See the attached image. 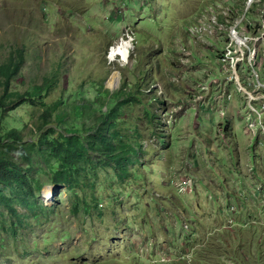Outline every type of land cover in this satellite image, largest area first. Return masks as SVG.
Returning a JSON list of instances; mask_svg holds the SVG:
<instances>
[{"label":"rangeland","instance_id":"obj_1","mask_svg":"<svg viewBox=\"0 0 264 264\" xmlns=\"http://www.w3.org/2000/svg\"><path fill=\"white\" fill-rule=\"evenodd\" d=\"M108 1L113 0H0V62L12 47L25 46L27 52L13 89L30 91L34 85L42 84L43 77L53 75L57 65H62L59 89L47 99L48 103L68 97L72 104L78 91L95 99L101 85L111 95L120 92L125 84L135 93L139 83L142 90L152 89V96L167 107L151 102L153 99L142 93L136 97L140 100L137 104L121 107L122 121H127L122 129L132 130L128 132L130 136H134L136 128L140 131L144 153L139 155L140 163L132 168V178L125 183L113 170H99L94 192L99 198L100 210L93 206L91 190L87 189L84 195L82 191L79 194L88 196V210L81 205L75 214L67 188L51 184L49 170L39 156L32 158L33 166L14 156V162L21 169L32 167L26 174L32 181H39L46 194H41L35 183L34 198L29 199L35 206L30 209L19 202L26 197L17 188L0 185V191L15 200L18 210V217H12L0 206V264H170L153 259L162 256L169 240H177L183 228L180 217L185 215L181 204L190 216L197 215L207 223L208 218L213 220L218 214L216 206L207 203L208 195L217 192L204 180L212 176L216 179L217 175L223 180L219 167L227 175L234 171L231 165L239 161L247 173L245 165L251 138L244 127L235 122L232 139V134L221 135L211 123L219 121L213 113L203 112L199 120L193 110H188L178 121L163 117L165 110L171 111L175 106L170 101L180 104L194 87L187 66L183 71H175L172 62L177 58L171 51L179 52L182 43H186L184 24L199 7L202 9L201 0H148L146 8L139 2L133 4L132 0H126L128 4L119 5L121 12ZM244 2H237V6L243 8ZM116 12L123 15L118 16ZM130 37L134 42L129 61L111 62V49L122 39L129 41ZM191 49L194 51L195 47ZM214 61L211 54L206 64L214 66ZM115 71L120 73L121 81L112 90L106 84ZM169 72L177 78L174 85L168 80ZM147 108L155 116L154 122L146 116ZM42 113L39 107L26 104L10 112L6 122L12 128H20L25 140L32 142L35 124ZM90 126L88 122L86 128ZM160 133L166 135L162 140L164 145L158 146ZM255 149L259 153L258 162H264V142L260 140ZM193 152L200 166L191 174L198 183L192 193L181 196L170 186V179L172 174L182 171L181 164L191 159ZM251 159L255 163L254 156ZM258 170L263 185L264 168L259 165ZM226 185L229 187V183ZM54 190L57 194L52 197L50 193ZM13 224L17 235L12 232ZM166 224L170 234L165 232ZM132 233L134 242L150 238L155 246L150 260L144 257L142 249L129 244ZM150 243L144 248H151Z\"/></svg>","mask_w":264,"mask_h":264},{"label":"built area","instance_id":"obj_2","mask_svg":"<svg viewBox=\"0 0 264 264\" xmlns=\"http://www.w3.org/2000/svg\"><path fill=\"white\" fill-rule=\"evenodd\" d=\"M145 1L148 0L137 2L146 8L149 4L146 5ZM237 2L242 3L243 0H208L203 10L185 22L183 37L186 43H182L179 52L171 51L177 58L172 63L175 71H183L184 66L189 68L194 87L180 104L170 101L175 106L171 111L165 110L163 117L178 121L188 110H193L199 120L201 113H213L219 121L215 123L212 120L211 123L221 135L229 137L232 134V139L235 137L234 123L244 127L251 138L245 165L247 173H244L240 161L231 165L235 172L227 175L216 164L219 174L224 176L223 180L217 175L216 179L215 176L208 177L204 183L207 182L217 192L208 195L207 203L216 206L218 214L213 216V220L207 217L208 222L205 223L197 215L190 216L182 203L180 209L185 215L180 219L183 228L177 234V240L174 238L167 242L164 255L153 259L157 263L194 264L196 252L210 250L226 256V264H261L264 256V184L260 183L258 170L259 165L264 168V162H258L256 157L259 153L255 149L260 140L264 142V1L245 0L243 8L238 7ZM120 12L118 16L123 15ZM211 54L214 66L206 64ZM167 77L172 85L177 81L173 72H169ZM170 119H167L168 123ZM196 124L200 127L198 122ZM159 138L158 146L164 145V138ZM194 150L197 151L196 146ZM194 152L191 159L181 164L182 171L172 174L170 179V186L181 196L192 193L198 183L191 174L200 166ZM251 156H254L255 163ZM198 210H202L201 205ZM169 224L164 228L170 234ZM215 237L223 238L226 243L215 247L216 243L210 240ZM134 238L132 233L129 244L142 249L144 257L150 260L155 248L150 238L146 237L141 242H134ZM149 243L151 248L145 249Z\"/></svg>","mask_w":264,"mask_h":264},{"label":"trees","instance_id":"obj_3","mask_svg":"<svg viewBox=\"0 0 264 264\" xmlns=\"http://www.w3.org/2000/svg\"><path fill=\"white\" fill-rule=\"evenodd\" d=\"M25 48L12 47L8 56L0 62V185L17 188L18 193L26 197L19 202L33 209L35 205L29 199L34 198L35 183L41 194L45 195L46 190L39 181H32L26 174L32 171V167L21 169L13 157L19 156L33 166L32 158L39 156L49 170L51 184L67 188L73 200L75 214L79 213L81 205L88 210V196H83L87 189L91 190L93 206L99 209L100 201L94 192L99 170H113L122 183H125L134 173L132 168L140 163L139 155L144 153L140 131L136 128L134 136H130L128 132L132 130L125 129V132L122 129L127 121H122L121 107L137 104L140 100H136V97L141 93L151 97V102H158L163 107L164 102L152 96L153 90H142L138 83L135 93L125 84L120 92L111 95L101 85L95 99L87 98L84 92L78 91L72 104H69L68 97L48 103L47 99L59 89L62 65L55 67L53 75L43 77L42 84L34 85L30 91L19 92L13 89V83L17 81L25 65ZM95 89L97 91V87ZM26 104H32L43 111L35 124L36 133L34 132L35 139L32 142L25 140L20 128H12L6 122L10 112ZM164 108L167 109L166 106ZM146 116L151 122L156 120L148 108ZM88 122L91 124L89 129L86 128ZM165 135L166 133H160L159 137L164 138ZM80 191L83 192L81 196ZM0 206L12 217H18L15 200L6 197L2 191ZM12 232L14 235L18 233L15 224ZM210 240L216 243L215 247L226 243L223 238L218 237ZM244 240L246 239H241ZM226 258L215 250L200 251L194 254V264H226Z\"/></svg>","mask_w":264,"mask_h":264},{"label":"bare ground","instance_id":"obj_4","mask_svg":"<svg viewBox=\"0 0 264 264\" xmlns=\"http://www.w3.org/2000/svg\"><path fill=\"white\" fill-rule=\"evenodd\" d=\"M132 47H133L132 39H129V41L122 40L121 43L113 47L112 50L110 51L109 58L111 62H115L118 59L128 62L130 59ZM120 81H121L120 73L118 71H115L109 78L107 84L110 89L114 90L119 86ZM56 194H57V191L55 190L50 193L52 197H55Z\"/></svg>","mask_w":264,"mask_h":264},{"label":"clouds","instance_id":"obj_5","mask_svg":"<svg viewBox=\"0 0 264 264\" xmlns=\"http://www.w3.org/2000/svg\"><path fill=\"white\" fill-rule=\"evenodd\" d=\"M132 1H133V4L138 3V2H137L138 0H132ZM126 2H127L126 0H113V1H111V2L108 1V3L112 4V5L115 7L116 11H117V9H121V8L119 7V5H126ZM207 2H208V0H204V7H203L202 9L199 8V9L196 11V13L200 12L201 10H203V9L205 8ZM127 4H128V2H127ZM148 4H149V2H148ZM148 6H149V5H148ZM116 13H118V12H116ZM196 13H194V15H195ZM110 17H111V18H116L115 15H111ZM122 21H123V22L126 21L125 18H124ZM133 42H134V41H133ZM111 50H112V49H111ZM151 90H152V89H151Z\"/></svg>","mask_w":264,"mask_h":264},{"label":"crops","instance_id":"obj_6","mask_svg":"<svg viewBox=\"0 0 264 264\" xmlns=\"http://www.w3.org/2000/svg\"><path fill=\"white\" fill-rule=\"evenodd\" d=\"M200 5H202V7H201V8H203V7H204V0H201V1H200ZM199 8H200V7H199ZM199 8H198V9H199ZM195 13H196V12H195Z\"/></svg>","mask_w":264,"mask_h":264},{"label":"water","instance_id":"obj_7","mask_svg":"<svg viewBox=\"0 0 264 264\" xmlns=\"http://www.w3.org/2000/svg\"><path fill=\"white\" fill-rule=\"evenodd\" d=\"M106 86L109 88L108 84H106Z\"/></svg>","mask_w":264,"mask_h":264}]
</instances>
